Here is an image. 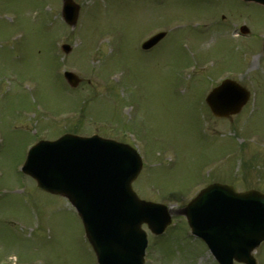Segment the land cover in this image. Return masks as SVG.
Masks as SVG:
<instances>
[{"label":"rangeland","instance_id":"obj_1","mask_svg":"<svg viewBox=\"0 0 264 264\" xmlns=\"http://www.w3.org/2000/svg\"><path fill=\"white\" fill-rule=\"evenodd\" d=\"M75 1L80 12L71 30L61 0H0L4 264H96L68 200L38 190L20 172L39 138L72 130L135 145L145 165L133 188L143 199L177 208L213 180L264 189V7L241 0ZM245 22L250 35L234 37L235 25ZM160 30L166 37L142 51L141 42ZM65 42L68 54L60 51ZM57 50L59 65L51 55ZM63 69L82 78L75 88L59 78ZM226 76L251 98L236 115L215 118L204 96ZM121 127L139 134H122ZM147 233L144 264H217L183 217L162 236ZM255 255L264 264V241Z\"/></svg>","mask_w":264,"mask_h":264},{"label":"water","instance_id":"obj_2","mask_svg":"<svg viewBox=\"0 0 264 264\" xmlns=\"http://www.w3.org/2000/svg\"><path fill=\"white\" fill-rule=\"evenodd\" d=\"M63 16L73 25L78 6L63 0ZM264 4V0H254ZM164 33L143 44L148 48ZM68 51V49H66ZM75 86L79 79L65 73ZM248 92L225 80L206 97L215 116L239 111ZM68 136L64 148L54 146L55 157H47L51 144L33 148L24 171L34 177L37 187L66 196L76 207L99 264H142L146 222L161 233L170 222L164 206L137 198L130 187L140 168L138 156L125 144L96 138L80 140ZM36 154V155H35ZM192 227L221 264L233 259L255 264L251 252L264 240V194L256 190L235 192L230 185L213 184L202 190L183 210Z\"/></svg>","mask_w":264,"mask_h":264}]
</instances>
